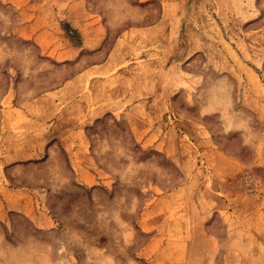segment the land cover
I'll list each match as a JSON object with an SVG mask.
<instances>
[{
  "label": "rangeland",
  "instance_id": "rangeland-1",
  "mask_svg": "<svg viewBox=\"0 0 264 264\" xmlns=\"http://www.w3.org/2000/svg\"><path fill=\"white\" fill-rule=\"evenodd\" d=\"M0 264H264V0H0Z\"/></svg>",
  "mask_w": 264,
  "mask_h": 264
}]
</instances>
